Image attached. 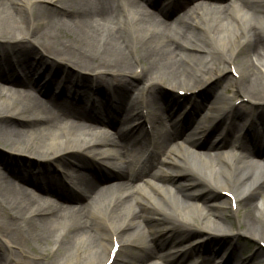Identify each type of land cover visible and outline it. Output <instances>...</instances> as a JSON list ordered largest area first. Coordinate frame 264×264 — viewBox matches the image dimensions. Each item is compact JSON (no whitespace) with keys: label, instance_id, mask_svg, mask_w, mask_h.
Segmentation results:
<instances>
[{"label":"bare ground","instance_id":"bare-ground-1","mask_svg":"<svg viewBox=\"0 0 264 264\" xmlns=\"http://www.w3.org/2000/svg\"><path fill=\"white\" fill-rule=\"evenodd\" d=\"M191 1L170 0L157 18L156 0H0V145L60 168L42 175L0 163V264H116L122 248L130 253L120 264L153 257L212 264L197 246L217 235L234 246L218 264H245L234 258L245 257L237 240L264 243V170L256 158L227 150L251 145L253 157H264V114L254 109L264 103V0H237L242 9ZM185 5L193 7L184 19L168 18ZM227 73L223 91L209 99L167 104L164 116L144 111L161 109L152 101L159 84L193 95ZM242 102H252L250 109L229 119ZM120 117L113 140L100 127ZM236 126L247 145L231 142ZM96 127L102 136L92 133ZM216 129L219 139L203 150ZM149 135L155 152L137 170L125 140L143 145ZM178 137L179 149L168 151ZM76 153L100 166L64 163ZM103 163L113 170L96 179L121 176L126 186L113 182L116 188L99 194L111 182L89 174ZM73 199L83 214L64 215ZM48 225L62 230L48 232ZM194 229L197 236L187 237Z\"/></svg>","mask_w":264,"mask_h":264},{"label":"rangeland","instance_id":"rangeland-1","mask_svg":"<svg viewBox=\"0 0 264 264\" xmlns=\"http://www.w3.org/2000/svg\"><path fill=\"white\" fill-rule=\"evenodd\" d=\"M125 1H127V0H125ZM161 0H158V2H160ZM226 4H230V5H232V6H234V7H236V8H239V9H242L243 7L242 6H240V5H238V3H237V0H226V2H225ZM196 4V3H195ZM224 4V3H223ZM206 5V4H205ZM182 8H180V9H178L177 11H180ZM190 9H186V11H183L182 13H180V15H175V17L173 18V19H177V18H185V14H186V12H188ZM156 14V17L158 18V17H162L158 12H155ZM176 13V12H175ZM174 13V14H175ZM26 18H27V16H25ZM28 19V18H27ZM172 19V20H173ZM38 58H40V56H37ZM50 58L54 61V57L53 56H50ZM54 58V59H53ZM48 62H51L52 63V61H50V60H48ZM57 64V63H56ZM17 65H20V64H17ZM63 65V64H62ZM61 64H59V68H58V71L59 72H63L62 70H61V66H62ZM56 66H58V64L56 65ZM53 69H54V67H53ZM232 76V74L231 73H227V74H224V75H222L221 76V79L222 80H220V81H218V84H216V83H212L211 85H209V86H212L211 87V89L210 90H208V91H206L207 90V88H208V86H202V87H199V88H197V89H195V90H193V92H191V93H193V97H195V96H199V97H205L206 99H209L208 97H207V95H208V93L209 94H211V96H213V94H214V91L215 90H217L218 92H220V91H223V83L228 79V78H230ZM155 91H156V94L154 95V97H153V100L152 101H159V102H161L163 105L164 104H171V103H176V102H178V101H182L183 102V104L182 105H184V104H186V102L187 101H189L190 100V97H191V95H187L186 93H185V90H183V89H178V88H171V87H169V86H166V85H162V84H159V85H157L156 86V88H155ZM133 92V91H132ZM136 92V91H135ZM178 92H182V94H179ZM36 95H38L39 97H40V95L38 94V93H36V92H34ZM138 93V92H137ZM137 93H132V96L134 97V96H136L137 95ZM203 93H204V95H203ZM229 94H231V93H229ZM167 98H175V99H178V100H176V101H170V100H168ZM212 98V97H211ZM171 105H174V104H171ZM250 105H252V102H242L238 107H236V109H235V112L233 113V115L231 114V116H230V118L229 119H233V117L236 115V116H238V114H240V112H241V108L243 109V110H246V109H250ZM175 106V105H174ZM55 109L57 108V107H54ZM146 109V114L148 113V115H151V116H164V115H166V111H165V109H164V107H163V109L161 108L160 110H157V111H151V109H149V107L148 108H145ZM254 109L256 110L255 112L257 113V114H264V103H260V104H258V105H256L255 107H254ZM176 115V112L174 113V116ZM201 116V115H200ZM236 116H235V118H236ZM176 117H177V115H176ZM122 118H123V116H122ZM74 119V118H73ZM122 122V120H121V117H120V119L118 120V122H114V123H116V126H117V124H120ZM200 123V122H199ZM198 122H196V123H194V125H198L199 124ZM217 124V123H216ZM115 126V127H116ZM103 128L105 129V127H102L101 129L103 130ZM240 126H236L233 130H232V133L233 132H239V133H237L236 134V136L238 135V134H240L242 131H240ZM81 129V128H80ZM101 129H97V127H96V129H95V131L93 132L92 131V133L95 135V132H96V136H102V132H101ZM100 131V132H99ZM106 131V130H105ZM219 132V129H216L215 131H212L204 140H203V148L205 149L206 147H207V145H209L214 139V137L215 136H218L219 134H217ZM107 133H110V134H107V136L108 137H110V138H112L113 140H118V135H117V133L115 134V132L114 131H111L110 129H108V131H107ZM182 136V140L184 139V136H185V134H182L181 135ZM215 138H217V137H215ZM151 139V140H150ZM173 139V138H172ZM172 139L170 140V141H172ZM126 141V143L127 144H129L130 145V143H132V142H130L129 140H125ZM153 141H154V137H150V138H148V141H146L145 142V144H143V145H145L144 147L146 148V147H148V146H150V144H152V148H153ZM233 141V140H232ZM182 142V141H181ZM184 142V141H183ZM185 144H186V142H185ZM124 145H126L125 143H124ZM143 145H140V144H138L136 147H134L135 149H138V150H140L141 149V147H143ZM1 146H3V145H0V163H3L2 162V158L4 157V159H5V157H7L8 155H11V156H16V158L15 159H17L16 160V162H13V164H17L16 166H20V168L21 169H26L24 166L25 165H28V166H30V167H32V164L34 163V162H36L37 160L39 161V162H36L37 164H39V165H47V166H50V167H48V169H51V170H53V169H60L59 168V166H58V164L56 165V164H54L53 162L52 163H45V160H42V158H39V157H37V156H34V155H30V154H14V153H12V152H10V150L9 149H5V148H3V147H1ZM143 147V148H144ZM176 149V150H178L179 149V146H178V143H173V144H170L169 145V147L167 148L168 149V151H176V150H174V149ZM128 150V149H127ZM247 150V149H246ZM228 151L229 152H232L231 151V149H228ZM248 151V150H247ZM128 154H129V156L132 158V162H135V159L133 158V156H132V154L130 153V152H128ZM236 157H238V156H241V155H245V156H247L248 155V157H247V160H249V161H252V162H254V158H253V156H251V155H249V154H247V153H245V151H237L236 152ZM27 157H29V158H27ZM88 155L87 154H85V153H76V155H75V157H73V158H65V159H63V161H64V163H75V162H79V161H81V162H85V161H88V162H91V160H87L88 159ZM19 158H21V159H19ZM91 158H93V157H91ZM8 159V158H7ZM34 159V160H33ZM36 160V161H35ZM40 161H42L43 163H40ZM255 161H259V163H260V166L263 168V170H264V158L261 160V159H255ZM5 163V162H4ZM21 164V165H20ZM38 165V166H39ZM14 167V166H13ZM106 167L107 168H104L106 171H104V169H103V167H102V169L101 168H99L98 170L96 169L95 171H93L94 173L93 174H89L90 176H91V178L92 179H94V181H98L96 178H100L101 177V175L102 174H104V173H102V171L103 172H106L107 174H109L108 172L109 171H112L113 170V167H111L110 165H107L106 164ZM50 170V171H51ZM32 171V170H31ZM118 177H120V178H115L116 180H118V181H116V182H118V185L122 188V187H124V186H126V183H124L125 182V178H121V176H118ZM105 180H102V179H100L99 181H98V183L99 184H104V183H108V182H110L111 180H113L114 178L113 177H111L110 175H105ZM142 185L143 184V182L142 181H140L139 183H138V185ZM116 186H117V184L115 185V183H110V184H108V185H104V186H102L101 188H99L98 190H100V193L99 194H104V193H106V192H108V191H110L111 189H114V188H116ZM77 187L78 186H76L75 188H76V190H77ZM81 192H84V190L82 191V189L80 190ZM80 192V193H81ZM84 194H86V193H84ZM71 201V203H77V204H80V202H79V200H77V199H73V200H70ZM219 201H222L221 199H219ZM41 206V205H40ZM43 207V206H42ZM79 207V205H76V204H71V207H65V208H63L64 210H65V212L63 213L64 215H70V214H72V213H78V214H83V211L81 210V209H79L78 208ZM226 214H227V216H228V218L227 219H229L230 221L232 220L233 221V218H231V217H229L230 215H231V213H230V210L229 209H227V211H226ZM226 218V217H225ZM199 223V220H197V224ZM146 229V228H145ZM47 230H48V232H54V231H57V230H62L61 229V226H58V227H56L55 225H53V226H51V225H48V227H47ZM197 231V230H196ZM195 231V229L191 232V233H189L188 235H187V237H189V238H191V239H193L194 237H196L197 236V232ZM140 234H142V233H140ZM221 237H217V238H215V237H213V238H211V240H204V239H202V240H200L199 241V246H197V250H199L200 251V256H203V255H205V256H210L212 259H213V263L212 264H218L219 262H220V260H218L217 259V257L218 256H222V254L224 253V249H226L228 246L229 247H234L233 245H229L228 243H227V241L228 240H226L228 237L227 236H224V235H220ZM229 239V238H228ZM237 244H238V246L239 247H241L242 248V251H245V257L243 258V256L241 255V254H237V256L236 257H234L235 258V260L237 261V262H241L242 260H244L245 258H247V261H246V263L245 264H264V257L262 256L263 254H262V252L264 253V243H258L257 241H255L253 238H251L250 236H247V235H244V236H242V237H240L238 240H237ZM130 250L129 249H127V248H122V250H121V253H120V255L118 256V262L116 263V264H120L121 263V259H122V256H125L126 254H128V253H130L129 252ZM240 253V252H239ZM196 255V254H195ZM197 256V255H196ZM164 264L163 263V261L161 260V259H159V258H157V257H153V258H149L148 260H146V262H145V264ZM127 264V263H126ZM131 264V263H130ZM132 264H137L136 263V260L132 263Z\"/></svg>","mask_w":264,"mask_h":264},{"label":"water","instance_id":"water-1","mask_svg":"<svg viewBox=\"0 0 264 264\" xmlns=\"http://www.w3.org/2000/svg\"><path fill=\"white\" fill-rule=\"evenodd\" d=\"M35 161H36V160H35ZM36 162H38V161H36ZM36 162H34V163L32 164V167H33V168H41V169L43 170V169H48V167H50V166H47V165L45 166V165H43V164H42V165H39V164H37ZM40 163H43V162L40 161ZM38 165H39V166H38Z\"/></svg>","mask_w":264,"mask_h":264}]
</instances>
